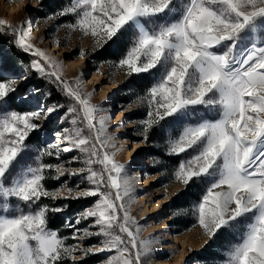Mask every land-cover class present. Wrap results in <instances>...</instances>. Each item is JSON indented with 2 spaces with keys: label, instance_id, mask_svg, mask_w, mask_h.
Masks as SVG:
<instances>
[{
  "label": "snow or ice",
  "instance_id": "6c2138e0",
  "mask_svg": "<svg viewBox=\"0 0 264 264\" xmlns=\"http://www.w3.org/2000/svg\"><path fill=\"white\" fill-rule=\"evenodd\" d=\"M66 15L75 17L64 25L68 32L91 37L95 48L122 32L132 35L113 66L128 76L158 73L138 97L147 105L138 121L143 142L165 122L181 126L166 139V154L191 153L175 167L176 181L207 184L192 209L196 224L211 240L244 221L222 264H264V0H69L47 19ZM32 31L30 17L16 24L0 18V34L33 57L30 70L70 101L62 119L71 127L24 158L31 134L43 130L39 122L65 105L10 109V97L27 77L0 79V264H82L97 254L106 256L99 264H144L156 241L142 237L132 214L134 178L116 159L111 117L92 102L95 89H85L82 70L66 77L65 61L37 46ZM79 55L83 59L85 49ZM72 152L78 155L63 158ZM75 177L80 181L72 187ZM48 180L60 186L49 189ZM90 198L92 204L63 224L70 235L49 227L50 214L69 207L57 200Z\"/></svg>",
  "mask_w": 264,
  "mask_h": 264
},
{
  "label": "rangeland",
  "instance_id": "374dc122",
  "mask_svg": "<svg viewBox=\"0 0 264 264\" xmlns=\"http://www.w3.org/2000/svg\"><path fill=\"white\" fill-rule=\"evenodd\" d=\"M13 2L21 4V7L17 11L9 13L6 8H3V6L0 5V18L6 19L10 24H16L23 21L26 17H30L33 24V29L36 28L38 30V34L35 37L32 31V35L35 38L33 42L36 43L37 46L47 49L50 53V45L56 46L54 40L61 41V46L58 48L63 49V55L59 57L57 56V54L52 55L64 61L79 59V50L81 48L85 49V56L83 58L86 63L85 68L80 67L77 70L72 71V73H68L64 69L65 76L68 78H72L79 75L80 71L82 70L85 89L87 91H93V89H95L94 95L92 97V102L95 104H101L106 110V114L111 117L110 132L115 136L116 147L119 149L116 155V159L119 162L124 163V155L126 150L122 147L121 141L123 139L128 140L129 144H132L134 142L143 144V147L141 148V152L139 154L140 159L125 164L128 165L129 176L134 178L133 182L136 189L132 194V198L135 201L132 206V214L137 218L138 222L142 226V237L152 236L156 241V243H154L152 246V252L144 258V264H153L154 260L159 259L172 263L175 262L176 264H205V262L202 263L200 257H202L203 255L212 254L213 252H211V249L203 252L202 249L205 247V245L212 243L213 239L209 240V238L203 234L202 230L196 224V220L192 211L193 206L190 208H180V201L178 199H175L176 195H178L185 186L174 179L173 171L175 167L178 166L179 162L181 160L187 159L188 156L191 155V153L182 154L180 156L166 154V139L170 134L173 136L178 135L179 131L181 130V126L173 125L172 127H170L169 122H165L162 126V128L164 129L163 131L160 127H158L151 132L149 140H152V142L149 145L148 143L143 142L142 137L139 135L141 127L138 124V121L146 117L147 105L146 102H141L138 97L145 94L150 86L145 87L144 84L138 80L137 76H139L140 74H133L131 76H128L125 74V70L115 68L113 66V61L98 62L96 60V55L104 49L105 44L102 47L95 48L91 37H82L79 31H72L69 33L68 30L64 27L66 23H63L61 21L62 17L47 19V17L53 14L45 10V8L41 4L38 7V0H23V2H21V0H13ZM74 20L75 17L73 16L70 22H74ZM125 54L126 52H124V54L121 55L118 59H121ZM93 72L100 73V75L104 76V79L102 78L101 81L102 84H115L116 90H114L106 98H98V94L100 93L102 86H93L87 84L89 79L91 78L90 75ZM30 73L35 72L31 71L28 65L23 69L14 68L8 74H5L6 78L24 76L27 77L26 80L18 84V91L14 94L16 95L17 101H24L27 103L25 107L26 111L38 110L41 107L47 108L48 106L54 104L52 103L44 105L41 102L37 101L36 91H24L25 87L27 86V82L30 79L28 76ZM36 75L38 76V74ZM151 75L152 85L154 83V77L158 76V73L153 71ZM48 96L49 95H46V98H48ZM65 99L67 100L66 103L63 102V105H65L63 109L55 112L49 120L39 122L43 125V130L36 131L40 138L38 146H42L45 141L49 143L54 142V133L56 131L61 130L63 127H71V125L66 120L62 119L64 117V113L66 112L67 105L70 103L67 97H65ZM120 111H124L125 113L124 115L126 117L122 116L123 121L121 123L124 124L123 126L127 125V128L123 132L118 131L117 133L115 132V130L120 124H114L115 120L113 116L115 113H118ZM211 115H215V113H211ZM128 127L131 128L128 129ZM34 153L35 151L30 156H34ZM76 155H78L77 152L63 154V158L67 159L69 156ZM44 159L45 162H57L54 158L45 157ZM73 166L80 167L79 164H75ZM144 175L152 176L153 179L156 180L155 182L150 183L151 188L149 189L141 188L140 183L142 179L140 178H142ZM63 179L67 178L65 177L62 178V180ZM79 181L80 177L72 178L70 180V186L75 187ZM48 185H54L57 188L60 186V182L48 180L46 181V186ZM157 195L158 197H156ZM137 197H143L145 201H150L152 197L167 198L168 201L166 202L164 207L165 209L162 211V213L155 214V216H151L147 219L152 220L151 222L155 224L161 225V223H159V218H161V216H170L172 219L170 221V227L161 232L149 233L148 230L151 227V222L147 219H141L140 214L142 211V207L140 205L139 198ZM65 201L66 200L64 199H59L55 203L57 205H63L66 204ZM74 201L76 202V200ZM42 202L49 204L52 203V201L50 200H44ZM16 203L18 202L13 201V204ZM92 203L93 199L90 198V204ZM81 205H84L83 200H80V203H77L76 205H72L74 207L73 211H75L72 217L66 216L65 213L67 211L59 214L61 216H66L64 223L66 222V220L74 219L76 214L83 210V208L78 209L81 207ZM21 207L24 206L21 205ZM55 215L57 214H50V217L55 218ZM83 226L84 225H81V227ZM167 230L171 235L175 234L181 239L188 236L189 238L187 237V239L190 240L193 246L198 245V250L194 251V249L186 247V253L182 254V257L178 259L177 257L180 255V246L171 244V240H169L168 242V239L164 237ZM66 231L70 232V230L62 227V231L60 232V234L62 236L66 235ZM72 242L73 241L69 240V243ZM95 242L96 239L93 238L91 240L85 241V245ZM98 255H101L100 261L106 258L105 254ZM225 259L226 253H222L216 256V259H214V261L209 264H222ZM99 262L97 264H99Z\"/></svg>",
  "mask_w": 264,
  "mask_h": 264
},
{
  "label": "trees",
  "instance_id": "16d2710c",
  "mask_svg": "<svg viewBox=\"0 0 264 264\" xmlns=\"http://www.w3.org/2000/svg\"><path fill=\"white\" fill-rule=\"evenodd\" d=\"M69 4V0H42L41 5L51 14H55L58 10L64 8ZM72 15H66L61 18L63 23H69L72 19ZM12 37L7 34H0V79H7L5 74H8L12 69H23L29 65L32 57L18 49L13 43H11ZM132 41V35L129 32H122L117 38L107 42L104 46V49L97 53L96 60L98 62L101 61H118L119 57L126 52V50L130 47V43ZM152 74V72H151ZM150 73H143L137 76L138 80L141 81L145 87L151 86V75ZM29 81L27 82V86L24 91L34 90L37 92V101L41 102L44 105L56 103V104H64L66 100L64 95L57 89V87L50 83L47 78L38 77L35 73H30ZM47 93H51L48 98H46ZM64 102V103H63ZM26 102H18L16 95H12L10 97V109H15L19 111H26ZM24 109V110H23ZM200 114L204 115V110H200ZM56 123V122H53ZM39 136L36 132L31 134L30 139L27 141L29 145V151L25 153V157L30 156L39 145ZM152 142L149 140L148 145ZM49 189H54L56 186L48 185ZM207 184L204 181L194 180L188 186H185L183 190L176 195L175 199H178L180 208H190L194 206L206 190ZM84 205H81L82 209L86 207V205H90V199L83 200ZM65 203L69 206L66 216L72 217L75 211H73L74 207L72 205H76L80 203V200L68 199ZM55 218L49 216V227L52 229H58L60 232L62 231V226L65 221L66 216H61L59 214L55 215ZM245 222L241 221V224L238 227L232 229H225L220 231L212 240V243L205 245L202 249L203 252H206L208 249H211L212 254L203 255L200 257L202 263L209 264L216 256L222 253H226L228 249H230L234 244H236L242 235L244 229ZM66 235H69L70 232L66 231ZM89 245V244H87ZM215 254V255H214ZM101 259V255H90L86 259L82 261V264H97Z\"/></svg>",
  "mask_w": 264,
  "mask_h": 264
},
{
  "label": "bare ground",
  "instance_id": "6f19581e",
  "mask_svg": "<svg viewBox=\"0 0 264 264\" xmlns=\"http://www.w3.org/2000/svg\"><path fill=\"white\" fill-rule=\"evenodd\" d=\"M0 5L3 6V8H6V10L9 13H12L13 11H17L20 7L21 4L19 3H14L13 0H0ZM37 29H33V35L34 37L38 34L37 33ZM50 53L51 54H57V56H62L63 55V49L58 48L55 45H50ZM66 54V53H65ZM65 70L68 73H72V71L77 70L78 68H85V61L84 59H75V60H66L65 61ZM91 78L89 79L87 84L93 85V86H99L101 85V91L98 94V98L102 99V98H106L108 95H110L114 90H116V85L115 84H102V78L104 77L103 75H100V73L97 72H93L91 75ZM104 79V78H103ZM124 111H120L118 113H115L113 118H114V124H120L118 126V128H116L115 132L118 133L119 132H123L126 128V126H123L124 124H122L121 122L122 120V116L126 117L124 115ZM132 127V126H131ZM131 127H128L131 128ZM122 143V147L125 148V155H124V163H129V161L133 162L134 160H139V154L141 152V148L143 147L142 143H138V142H134L132 144L128 143V140L123 139L121 141ZM141 177V176H140ZM141 180V188H146L149 186V184L151 182H155L156 180L153 179L152 176H148V175H144ZM156 179V178H155ZM139 181V180H138ZM149 188H151L149 186ZM145 190V189H144ZM158 197V195L156 196ZM139 198L140 201V205H141V219H147L150 218L151 216H155V214H161L162 211L165 209V204L168 201L167 198H151L150 201H145L143 197H137ZM155 199V200H154ZM149 220V219H147ZM171 217L170 216H166L163 217L161 216V218H159V223H161V225L155 224L153 222H151L152 220H149L151 222V227L149 228L148 232L152 233V232H161L164 231L165 229H168V227H170V221H171ZM170 231V229H169ZM167 230L166 235L164 236L166 239L171 240V244H175L180 246V255L177 257L178 259H180L182 257V254H185V249L186 247L194 249V251H197V246H193L192 243L190 242L189 239H187V237L185 238H180L177 235L173 234L171 235L170 232ZM191 235V234H189ZM189 238V237H188ZM153 264H176L175 262H168V261H164V260H154Z\"/></svg>",
  "mask_w": 264,
  "mask_h": 264
}]
</instances>
